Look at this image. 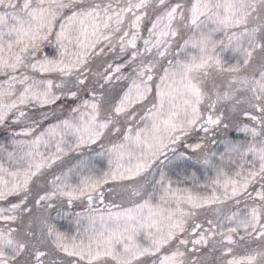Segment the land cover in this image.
I'll list each match as a JSON object with an SVG mask.
<instances>
[{
	"label": "snow or ice",
	"instance_id": "snow-or-ice-1",
	"mask_svg": "<svg viewBox=\"0 0 264 264\" xmlns=\"http://www.w3.org/2000/svg\"><path fill=\"white\" fill-rule=\"evenodd\" d=\"M0 264H264V0H0Z\"/></svg>",
	"mask_w": 264,
	"mask_h": 264
}]
</instances>
